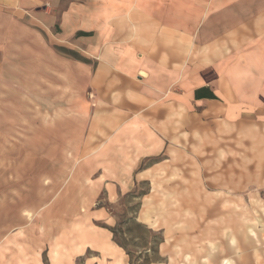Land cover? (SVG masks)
Instances as JSON below:
<instances>
[{
  "label": "rangeland",
  "instance_id": "obj_1",
  "mask_svg": "<svg viewBox=\"0 0 264 264\" xmlns=\"http://www.w3.org/2000/svg\"><path fill=\"white\" fill-rule=\"evenodd\" d=\"M27 45L0 53V249L11 238L18 253L24 236L49 264L90 203L130 264H264V117L188 116L139 162L127 143L100 158L84 146L112 133L117 100L100 98L94 58L89 72L81 46H60L76 63L53 73Z\"/></svg>",
  "mask_w": 264,
  "mask_h": 264
},
{
  "label": "crops",
  "instance_id": "obj_2",
  "mask_svg": "<svg viewBox=\"0 0 264 264\" xmlns=\"http://www.w3.org/2000/svg\"><path fill=\"white\" fill-rule=\"evenodd\" d=\"M73 42L85 53L84 70L93 58L97 64L100 98L112 99L109 89L117 100L112 133L98 142L94 134L84 146L100 158L127 143L139 162L188 116L264 117V0H0L3 57L10 45L30 44L29 59L54 73L66 59L58 48ZM79 213L84 219L73 224L83 230H72L67 252L50 253L49 264H130L112 233L94 224L106 211L89 203ZM11 244L5 239L0 264H44L24 236L18 253Z\"/></svg>",
  "mask_w": 264,
  "mask_h": 264
},
{
  "label": "trees",
  "instance_id": "obj_3",
  "mask_svg": "<svg viewBox=\"0 0 264 264\" xmlns=\"http://www.w3.org/2000/svg\"><path fill=\"white\" fill-rule=\"evenodd\" d=\"M120 246H122L123 248H125V246L122 244V243H120L119 241H116ZM129 254V253H128ZM132 264H134V263H132Z\"/></svg>",
  "mask_w": 264,
  "mask_h": 264
}]
</instances>
